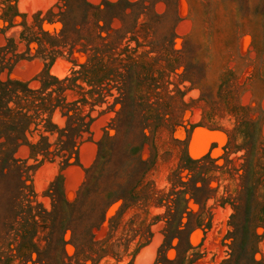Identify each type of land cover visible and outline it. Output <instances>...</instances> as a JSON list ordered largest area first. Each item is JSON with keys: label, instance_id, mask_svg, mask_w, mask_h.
<instances>
[{"label": "rangeland", "instance_id": "obj_1", "mask_svg": "<svg viewBox=\"0 0 264 264\" xmlns=\"http://www.w3.org/2000/svg\"><path fill=\"white\" fill-rule=\"evenodd\" d=\"M49 7L11 76L98 102L75 161L0 168V264H264V0H0V44Z\"/></svg>", "mask_w": 264, "mask_h": 264}, {"label": "trees", "instance_id": "obj_2", "mask_svg": "<svg viewBox=\"0 0 264 264\" xmlns=\"http://www.w3.org/2000/svg\"><path fill=\"white\" fill-rule=\"evenodd\" d=\"M51 10V7L47 8L43 16H40L42 11L37 10L33 14L32 23L25 21L21 23L23 29L19 34L20 41L24 40L25 51H17L13 38L7 37L5 43L0 44V168H8L11 164L17 167L16 163L20 158L16 157L15 153L22 146L26 147L27 158H33L35 161L38 160V156L40 161L59 158L65 166L71 163V159L73 161L77 159L80 145L85 139L90 138V124L93 120L90 117V104L98 101L95 99L90 102L82 98L81 104H89L87 110L80 107L78 99L66 101L65 91L71 89L73 85L79 86L75 83L74 76L57 77L48 72L46 65L32 78L38 82L36 86L30 85L31 80H20L11 76L14 66L22 59L37 56L40 47L51 52L58 51L57 47L65 45L56 34L51 35L42 28L44 22H54L51 19L53 15ZM34 26H37L38 31H32ZM25 31H31V35H26ZM37 32L45 35L46 39L37 36ZM33 42H36L38 47L36 54L29 56L27 52ZM49 59L53 60L51 56ZM56 111L65 117L63 125L52 121V115ZM34 133L37 134L35 139ZM85 134L88 137H84ZM89 169L90 167L86 168V173ZM80 191L81 187L72 205L77 203ZM27 201L28 208L31 209L30 200ZM103 218L104 209L99 220L95 219L90 223L89 212L79 222L80 235L90 227H98Z\"/></svg>", "mask_w": 264, "mask_h": 264}]
</instances>
